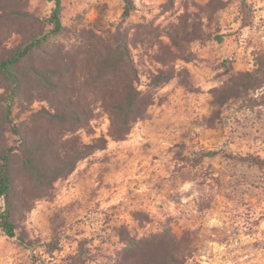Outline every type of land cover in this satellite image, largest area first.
Wrapping results in <instances>:
<instances>
[{
  "label": "rangeland",
  "instance_id": "374dc122",
  "mask_svg": "<svg viewBox=\"0 0 264 264\" xmlns=\"http://www.w3.org/2000/svg\"><path fill=\"white\" fill-rule=\"evenodd\" d=\"M135 2L121 24L123 0H63L57 43L95 117L61 134L59 149L73 139L107 142L48 192L17 177L13 221L28 244L0 229V264H113L130 244L163 234L159 247L147 243L130 255L166 264V251L178 248L185 264H264V170L225 154L264 158V0H249L247 27L240 0ZM54 7L0 0V54L23 32H51ZM20 9L34 18L9 15ZM118 31L130 49L119 74L143 96L123 138L112 134L101 101L90 102L87 81L90 49L112 48ZM42 106L49 103L36 98L31 108ZM202 150L220 152L192 167Z\"/></svg>",
  "mask_w": 264,
  "mask_h": 264
},
{
  "label": "trees",
  "instance_id": "16d2710c",
  "mask_svg": "<svg viewBox=\"0 0 264 264\" xmlns=\"http://www.w3.org/2000/svg\"><path fill=\"white\" fill-rule=\"evenodd\" d=\"M54 2L55 7L49 17L51 32L34 29L23 32L19 41L0 54V198L4 199L0 229L23 244L28 242L17 235L13 221L17 177H24L33 188L48 192L59 178L71 173L81 159L103 148L107 142L103 137L95 138L90 143L73 139L66 149H59L60 135L75 132L85 120L94 118L95 113L82 102L84 94L75 90L78 83L75 67L68 61L67 52L57 43V37L64 29L63 0ZM135 9V0H123L121 24L130 18ZM252 10L249 0H240L239 13L243 27L252 24ZM9 15L18 20L34 18L25 9ZM126 53L130 54L129 46L118 31L112 48L90 49L87 77L91 86L88 93L90 102L101 101L110 115L112 134L118 138H123L130 131L133 122L143 111L141 92L134 87L129 76L119 74L121 55ZM243 84L235 82L234 87L241 88ZM36 98L49 103V107L31 108ZM219 152L199 151L189 159L190 165L198 167L206 157H214ZM225 154L264 170L261 155L228 151ZM162 236L153 235L149 238L151 241H139L140 246L130 244L114 259L113 264H139L140 260L133 253L130 255L129 250L142 248L147 243L157 248L167 238L164 234ZM168 238L172 241L169 235ZM186 254L178 248L166 251V264H185ZM148 258L147 254H142V264H155ZM81 264L85 262L81 261Z\"/></svg>",
  "mask_w": 264,
  "mask_h": 264
}]
</instances>
